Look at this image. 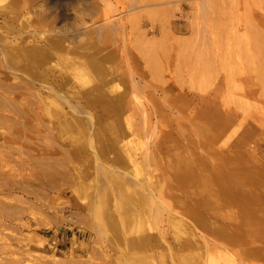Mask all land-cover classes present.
<instances>
[{"label": "rangeland", "instance_id": "obj_1", "mask_svg": "<svg viewBox=\"0 0 264 264\" xmlns=\"http://www.w3.org/2000/svg\"><path fill=\"white\" fill-rule=\"evenodd\" d=\"M90 1L0 0L1 264H264V0Z\"/></svg>", "mask_w": 264, "mask_h": 264}, {"label": "bare ground", "instance_id": "obj_2", "mask_svg": "<svg viewBox=\"0 0 264 264\" xmlns=\"http://www.w3.org/2000/svg\"><path fill=\"white\" fill-rule=\"evenodd\" d=\"M107 2L106 0H104ZM86 8H91L92 6H98L97 2L94 0L90 1V4L85 5ZM140 22L139 17H134L132 19V24L137 25ZM118 27L117 22L112 21H105L104 23L100 24H93L88 26H72L60 29L59 32L63 34L65 47L68 50H79L78 47L71 46L69 44L77 43L82 41L86 36L92 35V34H98L104 35V32H110L111 30ZM106 34V33H105ZM103 49L100 50V52ZM54 58L59 60L60 56L58 54H53ZM62 59V57H61ZM64 60L66 61V64H64L62 68V72L67 76L68 70L70 69H76L79 74L84 75L81 76L85 79L84 83H90L96 80H101L104 77H106V74L104 72L103 67L106 64V57H89V58H81V57H75V56H68L65 57ZM112 70L109 72L110 75H112L114 78L119 77L123 74H130V76L134 77V72L132 69L129 68V66L124 63L123 61H117L111 68ZM130 94L135 96L134 98H138V85L137 83H133L132 88L130 90ZM204 99V98H202ZM126 102V101H125ZM211 125L208 124L207 118L204 116L202 119H199V121L194 123V130L199 135L200 139L204 140L207 138H210L211 132H210ZM201 200V199H200ZM199 199H197L198 202H200ZM5 248H9L8 245H5ZM2 261L0 260V264Z\"/></svg>", "mask_w": 264, "mask_h": 264}]
</instances>
